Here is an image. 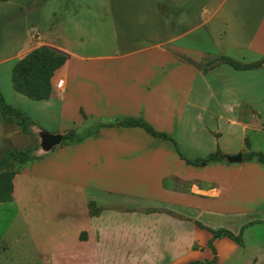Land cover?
I'll list each match as a JSON object with an SVG mask.
<instances>
[{"label":"crops","instance_id":"1","mask_svg":"<svg viewBox=\"0 0 264 264\" xmlns=\"http://www.w3.org/2000/svg\"><path fill=\"white\" fill-rule=\"evenodd\" d=\"M97 1L92 43L85 40L86 21L72 12L79 3L48 0L47 10L46 0L0 3V93L32 130L25 134L0 117V161L12 152L36 156L18 164L7 203L19 201L21 181L42 177L47 165L50 176L56 168L66 180L83 182L66 194L71 224L60 229L77 241L76 257L70 263L57 252L55 264L211 262L212 235L199 224L236 236L244 229V247L228 238L214 243L217 264H264V240L251 251L248 244L251 232L264 229V164L225 158L251 153L249 132L264 120V67L201 69L209 57L264 61V0ZM162 7L178 13L173 25ZM42 49L67 61L52 78V97L37 101L15 89L13 73ZM125 118L175 138L189 160L221 152L224 162L192 166L171 142L141 128L104 127L83 143L62 144L71 131ZM58 135L62 143L50 146ZM242 197L246 210L233 206ZM50 205L60 207L52 198Z\"/></svg>","mask_w":264,"mask_h":264},{"label":"rangeland","instance_id":"2","mask_svg":"<svg viewBox=\"0 0 264 264\" xmlns=\"http://www.w3.org/2000/svg\"><path fill=\"white\" fill-rule=\"evenodd\" d=\"M71 1L79 3V5H74L72 12L76 15H82L81 17L86 21L85 40L92 43L96 37L95 19L98 13V1ZM48 3V0H46L45 8L48 7ZM161 11L173 25L178 13L166 7H162ZM217 60L218 58L209 57L206 64L215 63ZM257 123H259L260 129L249 132L248 146L252 147L251 153L264 152V120H259ZM41 155V150L37 151V157ZM34 157L36 158V156ZM19 169V165L14 162L0 167V202L7 199L11 186H13L12 180ZM49 173V165H47L39 173L42 177L30 175L25 177L21 181L22 196L18 198L19 201L16 203H0V264H55L56 258L54 255L57 252L65 260L70 259V263L76 257L74 254L78 247L77 241L73 240V236L67 233L66 230L61 231L60 229H63L64 224H71L70 220L67 221L64 211L66 194H72L76 189L79 192L78 184L83 182L66 180L61 170L56 168H54L52 176ZM51 179L58 181L55 182ZM106 183L118 187L119 184L124 182L110 181ZM136 183L140 184L137 191L142 192L144 182ZM51 198L57 200V207L60 206L58 211L52 209L50 205ZM243 198L233 205L236 209L246 210L250 207V204L243 201ZM260 225L264 227V223ZM259 239L264 240V229L258 228L251 232V239L248 242L250 251L255 244L254 242ZM91 262L93 264H107L103 262L102 258H94ZM146 263L156 264V261L153 257H149Z\"/></svg>","mask_w":264,"mask_h":264},{"label":"trees","instance_id":"3","mask_svg":"<svg viewBox=\"0 0 264 264\" xmlns=\"http://www.w3.org/2000/svg\"><path fill=\"white\" fill-rule=\"evenodd\" d=\"M8 0H0V3L7 2ZM67 61V57L63 54L55 52L51 49H42L31 54L29 57L21 61L15 68L13 73V83L15 89L31 99L41 101L48 100L53 95V86L52 78L54 74L62 67ZM220 65H228L236 71H256L264 67V61L258 62L256 64L244 65L240 62H237L231 58L219 57L215 63L204 64L201 69L204 73H207L209 70H213ZM0 117L7 125L15 124L20 130L25 134H32L31 122L26 119L22 111L12 107L7 104L3 95L0 93ZM109 127H122V128H141L145 130L148 134L153 136L156 139L164 140L171 142L176 148L179 156L185 160L188 164L196 167H202L212 163L224 162V156L221 152H217L209 155L205 159H197L195 161L189 160L186 155L183 153L181 146L178 141L168 136L165 133L157 132L150 124L142 119L137 118H125L122 121L114 123H100L95 124L92 127L85 129L82 132L71 131L69 132L63 140V145H74L85 142L87 139L93 137L101 128ZM33 151L26 152H12L6 155L2 161H0V167H4L11 162L17 164H26L31 161H34ZM245 162H252L257 160L260 164H264V153L261 152H252L244 155ZM13 186H11L10 193L7 199L2 200V203H7L12 200ZM201 228L208 230L212 239L209 242V248L214 254V259L211 262H192L189 264H217L218 257L217 251L214 246V243L222 238H228L236 243L240 247L245 246L243 239L244 229L241 233L236 236L232 232L226 229L211 230L206 228L202 224H199Z\"/></svg>","mask_w":264,"mask_h":264},{"label":"water","instance_id":"4","mask_svg":"<svg viewBox=\"0 0 264 264\" xmlns=\"http://www.w3.org/2000/svg\"><path fill=\"white\" fill-rule=\"evenodd\" d=\"M63 137L61 135L55 136L50 141V146L55 147L62 143ZM230 164H242L244 162L243 154L225 157Z\"/></svg>","mask_w":264,"mask_h":264},{"label":"built area","instance_id":"5","mask_svg":"<svg viewBox=\"0 0 264 264\" xmlns=\"http://www.w3.org/2000/svg\"><path fill=\"white\" fill-rule=\"evenodd\" d=\"M53 82H54V81H53ZM56 87H57L58 89H62V88L64 87V80H60V81L57 83Z\"/></svg>","mask_w":264,"mask_h":264}]
</instances>
